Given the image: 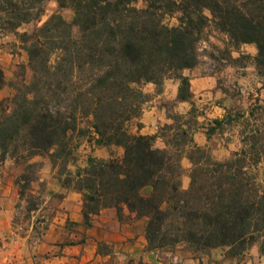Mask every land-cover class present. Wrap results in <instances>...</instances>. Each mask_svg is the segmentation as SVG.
<instances>
[{"label":"trees","instance_id":"obj_1","mask_svg":"<svg viewBox=\"0 0 264 264\" xmlns=\"http://www.w3.org/2000/svg\"><path fill=\"white\" fill-rule=\"evenodd\" d=\"M46 1L0 0V34L16 36L32 73L14 88L10 110H0V165L9 159L22 166L14 184L19 198H27V211L37 209L31 185L40 165L33 160L46 154L65 160L69 132L86 119L96 145L120 146L123 155L88 158L64 181L82 193L85 227L103 209L114 208L120 221L127 210L144 219L150 251L185 244L199 252L227 247L228 255L238 256L257 245L264 258V183L251 171L258 158L250 162L241 150L213 159L194 144L180 114L168 116L172 122L155 135L128 126L148 100L142 85L159 92L165 79L175 78L177 101H190L189 79L181 72L199 64L198 44L209 24L235 50L256 46L264 90V0H56L73 12L70 22L55 13L31 33H19L41 16ZM172 15L177 25L168 26L164 18ZM230 117L214 119L206 136ZM158 138L162 148L155 146ZM183 158L190 164L186 189Z\"/></svg>","mask_w":264,"mask_h":264},{"label":"rangeland","instance_id":"obj_2","mask_svg":"<svg viewBox=\"0 0 264 264\" xmlns=\"http://www.w3.org/2000/svg\"><path fill=\"white\" fill-rule=\"evenodd\" d=\"M138 6L141 4L139 3ZM55 13H59L67 22H70L73 17V12L70 9H60L56 0H47L43 5L41 16L35 21L22 25L18 32L31 33ZM205 14L209 17L208 12ZM164 23L168 26L177 25L176 15L165 16ZM73 30L74 33H77L76 28ZM2 38L5 40L7 52H13L20 63L19 68L15 71V77L8 85L10 96L0 102V110L1 108L10 110L9 99L15 92L14 88L21 82L28 83L32 73L28 66V55L22 49L16 36L0 34V39ZM256 53L254 44H242L236 50L233 49L228 44L227 36L209 24L203 31L198 44L199 64L193 69L196 75L216 77L218 86L231 95V102L224 113V115L230 113L231 120L214 132V135L221 138L230 148V155L227 159L241 150L246 151L247 159L250 162L252 159L258 158V164L251 171L258 176L260 182L264 183V90L262 89V80L255 69L254 57ZM234 58H238V60L235 62L232 60ZM171 79L176 80L175 78ZM145 85L141 87L143 92L147 90ZM160 90L162 91V88ZM161 91L157 92L155 88L156 93ZM151 97L149 95L147 102L142 105V112L149 106ZM160 102L166 109L167 117L174 114L184 116L182 123L185 124L184 128L192 138L197 129L203 124L209 125L212 118L210 115L211 105L205 101L195 99L183 113L176 111L174 102L170 100H161ZM88 122L86 119H78L75 129L69 132V155L65 160L52 157L49 154L33 160L40 165L37 180L31 185L35 196L34 202L37 204L35 211H27L30 206L27 198H19L17 187L14 184V180L22 172V166L16 165L9 159L0 165V264H44V259L50 255V252L47 254L43 251L38 252V248L42 234L56 215L58 203L56 200L47 199L45 181H41V178L43 174L52 173L54 176L62 178L63 181L71 180L70 172L76 170L78 163L82 164L87 161V154L83 152L86 142L90 141L91 137L88 133ZM137 122L138 120H132L128 124L130 132H137ZM159 128L157 132H159ZM161 143L162 141L159 139L155 142V146L161 147L163 145ZM205 149L209 152L207 148ZM112 154L113 158H116V151H113ZM182 162H185V165L182 163V186L186 189L189 182L190 164L186 158H183ZM66 225L68 230L73 233L72 236L71 233L68 235L66 242L79 241L82 238L81 231L76 230L68 222Z\"/></svg>","mask_w":264,"mask_h":264},{"label":"crops","instance_id":"obj_3","mask_svg":"<svg viewBox=\"0 0 264 264\" xmlns=\"http://www.w3.org/2000/svg\"><path fill=\"white\" fill-rule=\"evenodd\" d=\"M5 44L4 38L0 39V102L10 96L8 85L20 65L16 55L7 52ZM181 74L189 79L190 101H177L179 83L176 80L165 79L160 93L155 92L153 84L147 83L144 86L147 89L145 93L151 95L152 100L140 115L138 122L141 127L136 131L142 135H155L160 126L171 122L165 107L160 104L161 100L174 102V109L179 113L185 112L195 99L205 101L211 105L212 118L209 125L203 124L193 134V142L196 146L207 148L213 159L226 160L230 155L229 146L214 134L208 138L206 130L214 119H221L224 116L225 109L231 102V95L218 86L216 77L196 75L194 69L183 70ZM94 139L95 136L91 134L90 141L84 146L83 153L87 154V160L113 158V151H116V158L123 155L122 147L96 145ZM162 147L163 145L159 148ZM182 163L185 165V162ZM86 165L87 161L78 163L76 170L70 172V177ZM41 181H45L47 199L56 200L58 203L56 215L42 234L38 248L40 253L50 252L48 258L44 259V264H264V258L257 245L251 246L238 256L228 255L227 247L199 252L185 244L150 251L144 237V219L135 218L134 214L128 213L127 210H124L127 218L120 221L114 208L103 209L92 219L91 225L85 227L82 216V193L65 185L62 178L52 173L43 174ZM67 222L81 231L82 238L79 241L66 242L71 233Z\"/></svg>","mask_w":264,"mask_h":264}]
</instances>
